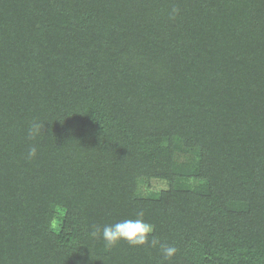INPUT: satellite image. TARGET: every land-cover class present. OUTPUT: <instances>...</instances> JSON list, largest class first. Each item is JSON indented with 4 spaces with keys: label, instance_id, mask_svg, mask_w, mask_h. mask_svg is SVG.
Segmentation results:
<instances>
[{
    "label": "trees",
    "instance_id": "16d2710c",
    "mask_svg": "<svg viewBox=\"0 0 264 264\" xmlns=\"http://www.w3.org/2000/svg\"><path fill=\"white\" fill-rule=\"evenodd\" d=\"M0 264H264V0H0Z\"/></svg>",
    "mask_w": 264,
    "mask_h": 264
},
{
    "label": "clouds",
    "instance_id": "9594fccd",
    "mask_svg": "<svg viewBox=\"0 0 264 264\" xmlns=\"http://www.w3.org/2000/svg\"><path fill=\"white\" fill-rule=\"evenodd\" d=\"M179 10L172 9L173 14ZM42 126L38 123H33L29 129V137L34 138L42 131ZM37 148L32 146L27 153L29 159L35 157ZM144 212L135 213V218H125L118 220L112 224H106L102 228L93 225L90 231L92 238L102 239L107 246H113L121 241L127 242L130 246L139 247L148 245L150 247H159L160 254L164 261L171 260L177 252L174 245L161 243L152 233L154 226L147 222L144 218Z\"/></svg>",
    "mask_w": 264,
    "mask_h": 264
},
{
    "label": "rangeland",
    "instance_id": "374dc122",
    "mask_svg": "<svg viewBox=\"0 0 264 264\" xmlns=\"http://www.w3.org/2000/svg\"><path fill=\"white\" fill-rule=\"evenodd\" d=\"M189 158H190V155H182L179 160L181 163H185L188 161ZM166 188H167V183L162 180H151L149 183L144 182L142 184L143 192H146V190L147 191L148 190L149 191H152V190L159 191V190H163Z\"/></svg>",
    "mask_w": 264,
    "mask_h": 264
}]
</instances>
